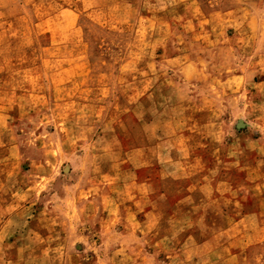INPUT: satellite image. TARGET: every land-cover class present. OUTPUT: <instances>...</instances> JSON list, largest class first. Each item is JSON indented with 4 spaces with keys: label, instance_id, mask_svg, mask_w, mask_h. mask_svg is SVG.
<instances>
[{
    "label": "rangeland",
    "instance_id": "obj_1",
    "mask_svg": "<svg viewBox=\"0 0 264 264\" xmlns=\"http://www.w3.org/2000/svg\"><path fill=\"white\" fill-rule=\"evenodd\" d=\"M0 264H264V0H0Z\"/></svg>",
    "mask_w": 264,
    "mask_h": 264
},
{
    "label": "crops",
    "instance_id": "obj_2",
    "mask_svg": "<svg viewBox=\"0 0 264 264\" xmlns=\"http://www.w3.org/2000/svg\"><path fill=\"white\" fill-rule=\"evenodd\" d=\"M182 65H183L182 70H184V72H186V73H191V72H189V70H191V69H193V72L194 71L196 72L197 67L199 68L200 72L203 71L202 66L199 64V62L196 63V60H194L193 62H190V60L186 59V60L182 61ZM235 69L236 68H234V70ZM193 72L191 74H193ZM194 74H196V73H194ZM210 74H212V73H210ZM243 74L244 73H242L239 70L233 71V69H231V72H228V74H225L222 78L224 79L225 85L227 86V84H228V88H231L232 84L236 83V81H239L241 79V77H244ZM182 77H183V79L188 78L185 74L182 75ZM193 78H194V76H193ZM177 138H178V142H180V145L175 147L176 157L185 158L186 156H188L187 152H189L194 145L192 143H190V140H189L190 137L185 135V134H183V136L179 135ZM166 140L172 141V140H174V138H172V136H170ZM209 140H211V137H209ZM168 151L170 153H168ZM166 153L169 156H172V149L171 148L168 149Z\"/></svg>",
    "mask_w": 264,
    "mask_h": 264
}]
</instances>
